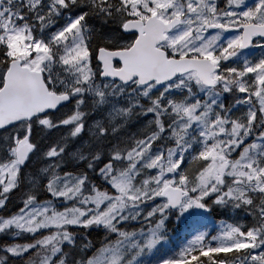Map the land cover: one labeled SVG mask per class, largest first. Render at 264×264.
Returning a JSON list of instances; mask_svg holds the SVG:
<instances>
[{
  "label": "snow or ice",
  "instance_id": "6c2138e0",
  "mask_svg": "<svg viewBox=\"0 0 264 264\" xmlns=\"http://www.w3.org/2000/svg\"><path fill=\"white\" fill-rule=\"evenodd\" d=\"M0 264H264V0H0Z\"/></svg>",
  "mask_w": 264,
  "mask_h": 264
},
{
  "label": "trees",
  "instance_id": "16d2710c",
  "mask_svg": "<svg viewBox=\"0 0 264 264\" xmlns=\"http://www.w3.org/2000/svg\"><path fill=\"white\" fill-rule=\"evenodd\" d=\"M223 212H224V210L216 209L213 213H211V217L214 218L215 220H217L223 215ZM172 224H173V222L170 223V225H169V228L171 230V234H170L171 239L169 242L172 244V246H175L178 242L177 239L179 238V236L177 235L176 237H174L175 229L172 227ZM179 227H180V224H177V228H179ZM93 238L94 239L97 238L96 234H93Z\"/></svg>",
  "mask_w": 264,
  "mask_h": 264
},
{
  "label": "rangeland",
  "instance_id": "374dc122",
  "mask_svg": "<svg viewBox=\"0 0 264 264\" xmlns=\"http://www.w3.org/2000/svg\"><path fill=\"white\" fill-rule=\"evenodd\" d=\"M15 202V201H14ZM10 206V205H9ZM12 206V205H11ZM225 217H224V219L226 220L225 222H229V221H231L232 219H233V216H234V213H232V212H230V211H225ZM221 221H223V220H221ZM220 221V222H221ZM206 227H207V230L209 231V229H210V227H208L207 225H206ZM218 227H219V225H218ZM211 228H213V227H211ZM211 230V229H210ZM185 239L183 238L182 239V241H180L179 243H178V245L177 246H175V247H172L171 249H170V251H168V247H167V245H166V249H167V251L168 252H171V251H174L176 248H178V246L184 241Z\"/></svg>",
  "mask_w": 264,
  "mask_h": 264
},
{
  "label": "flooded vegetation",
  "instance_id": "af4514ba",
  "mask_svg": "<svg viewBox=\"0 0 264 264\" xmlns=\"http://www.w3.org/2000/svg\"><path fill=\"white\" fill-rule=\"evenodd\" d=\"M241 221L244 222V223H247V221L246 220H243V218H241Z\"/></svg>",
  "mask_w": 264,
  "mask_h": 264
}]
</instances>
